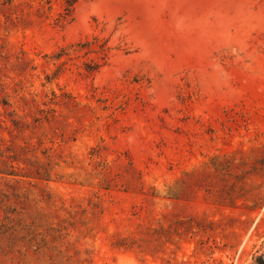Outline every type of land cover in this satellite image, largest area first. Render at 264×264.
<instances>
[{
	"label": "rangeland",
	"instance_id": "obj_1",
	"mask_svg": "<svg viewBox=\"0 0 264 264\" xmlns=\"http://www.w3.org/2000/svg\"><path fill=\"white\" fill-rule=\"evenodd\" d=\"M64 9L0 0V264H256L264 0Z\"/></svg>",
	"mask_w": 264,
	"mask_h": 264
},
{
	"label": "trees",
	"instance_id": "obj_2",
	"mask_svg": "<svg viewBox=\"0 0 264 264\" xmlns=\"http://www.w3.org/2000/svg\"><path fill=\"white\" fill-rule=\"evenodd\" d=\"M79 0H64V4H65V12L62 15L63 18H66L67 16H71V14L73 13V10L75 9V6L77 4ZM80 45H82L83 47H86L87 51H94L95 47H94V43L90 42V40H87L85 42H82ZM106 45L105 44H101L100 45V52L105 55V51H106ZM66 47L62 48V52L59 53L58 56H62L63 54H68ZM101 58H103V56H100ZM99 64L96 63V67H98ZM256 264H264V255L259 256V258L257 259Z\"/></svg>",
	"mask_w": 264,
	"mask_h": 264
}]
</instances>
